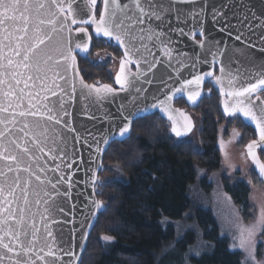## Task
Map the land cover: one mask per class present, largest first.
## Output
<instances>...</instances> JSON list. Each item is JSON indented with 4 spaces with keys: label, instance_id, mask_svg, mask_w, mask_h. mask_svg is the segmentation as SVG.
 Segmentation results:
<instances>
[{
    "label": "water",
    "instance_id": "95a60500",
    "mask_svg": "<svg viewBox=\"0 0 264 264\" xmlns=\"http://www.w3.org/2000/svg\"><path fill=\"white\" fill-rule=\"evenodd\" d=\"M120 2L126 3L128 0H120ZM199 2L200 0H198V4ZM225 2L231 5L235 0H209L208 7L200 13L198 19L203 21L204 36L200 35L198 26L195 32H189V28L192 26L191 20L187 22L186 26L177 22L173 16L168 18L171 27L184 28V35H180L178 32H171L168 27H165L163 31L167 33V36H162L159 40L153 36V39L149 40L147 39L151 35L149 29L155 32L161 30L155 27L159 22H146L141 26L144 28V32L140 33L137 31V35L145 36L143 43L147 45L148 51L141 48L140 54L137 56V59L141 60L140 70L146 74L141 76L136 84V87L141 89L139 93L136 92L135 88L120 90L119 85L115 83L116 74L120 71V61L124 57V49L115 40H109L108 37L97 35L91 25H70L73 28L71 33L72 47L74 48L73 56L75 57V67L78 69V57L87 56L91 46V37L104 39L119 49L121 57L113 75V85L109 84L117 91L114 95H108L104 99L98 100L95 93L89 95L86 89L81 88L79 83V79L82 78L80 70L79 77H75V92H73L72 88L74 79L72 72L65 74L63 67H60L53 68L51 72L47 73L49 77L47 83L57 92V95L53 97L49 92L47 93L49 100L41 102L47 103L49 107H54L57 116H63L65 111L70 115L64 117L61 124H55L43 118L40 120V123L48 128V139L42 143L48 155L34 150L33 154L40 157V159L34 163H28H31V171L35 175L30 176L25 172L19 174L21 187H23L25 179L31 182L28 189L30 205L27 206L25 212V227L28 224L35 223L39 229L38 243L34 249L36 255L29 254L36 264H45V261L47 264H70V262L71 264H80L89 234L96 222L98 213L102 209V207L97 209L93 201H99L96 197L95 185L98 182V173L102 167L103 155L111 142L124 141L129 136L133 121L145 115L158 113L162 119L169 123V132L175 137L174 133L171 132L172 121L169 116H173L180 126L185 124L184 116H187L191 123V128L184 136L186 137L194 128V121L184 108L174 106L175 100L183 99L188 107H195L204 96V84L207 80L218 91L222 100L227 98L221 95L222 85L215 82V76L221 75L220 63H214L211 54L206 57L203 55L205 49L200 47L201 40L206 41V48L211 44L212 51L219 53L220 50L226 49V55L233 57L235 60L231 69L233 75H235L237 68L240 70V77L235 82L236 87H245L249 83H255L260 78V73L264 71V69L259 67L262 62L261 59H257L255 64L249 63L236 50L239 49L240 52L246 51L251 56L258 58L264 57V53L259 51L260 48H264V41L261 40V37H264V18L256 19L253 17V12H255L257 17H264V0H248V5L252 11L247 9L235 11V15L233 14L234 10L223 9L220 16L214 20L212 6L215 5L219 8ZM77 3L82 7V0H77ZM102 3L103 0H101V6ZM180 7L191 8L193 6L185 4L180 5ZM245 15H247V19H244ZM80 18L87 19V16ZM257 25L261 27H257ZM87 26L90 27V30H88ZM78 27H85L87 29L86 34L76 32L75 29ZM237 36H240L241 39L237 40ZM61 37L64 38L65 47H67L69 38L67 30L59 35L53 34L51 46H56ZM169 39L171 42L166 43V48L171 51L170 57L165 55V45L160 42L161 40L167 42ZM217 42H219L218 47ZM76 43L87 45V52L75 49ZM251 45H255V47H251ZM195 53H201L199 62ZM234 53L235 56H233ZM205 59H207V63H204ZM221 59L224 58L217 54V60ZM224 63L227 64L226 59H224ZM152 64H155L156 67L152 71H148ZM126 67L132 72L136 71L135 64H130ZM215 68L217 73L214 76ZM56 71H59L61 75H66L65 80L57 79L56 81L61 86L60 88H56L52 81ZM209 71L213 72L212 77L206 75ZM197 75L205 77L199 88H196L195 85L187 86V90L200 92L194 102L188 100V91L174 93V89L182 87L185 80L193 79ZM227 79L226 72L223 83L225 91L228 88ZM149 80L151 83L148 82ZM84 83L87 82L84 81ZM87 84L99 86L106 83ZM39 88V83H37V86L31 89L33 96L39 91ZM262 88L264 86H261L255 93L250 94L246 100V103L251 104L257 113L264 109V100L258 95ZM26 91L29 90L26 89ZM44 95L45 93H40V97ZM168 95H173V99L166 100ZM28 99L27 97L25 98L24 107L28 106ZM38 100H40L39 97L32 102L37 103ZM162 100L165 101L163 107L158 104ZM61 103L64 104L63 109L59 107ZM153 104H157V107L152 108L151 105ZM220 108L225 117L237 116L244 125L254 131L255 139L248 141L244 145L243 151L257 178L264 185V175H261L256 163L249 156L247 147L253 141H257V146L253 151L260 163H263L259 156V150L261 149L264 152V142L260 141L256 123L245 118L240 112L234 114L225 113L222 101ZM41 111L44 112L45 110L41 109ZM180 113H183L184 116H181ZM125 116L131 118V128L129 133L122 137L118 133L125 123ZM17 119V128H19L22 126L20 121L24 118ZM34 119L36 118L27 117L29 123H32ZM70 129H75V131H70ZM17 135H22V133H17ZM105 138H107L108 143H105ZM40 139L43 140L42 137ZM97 149H101V151H97ZM28 163L24 166H28ZM13 175L9 174L10 177ZM36 175H39L44 180L43 184L35 179ZM49 181H51V184H55L56 187L52 188ZM45 191L52 198L49 205L44 204V200L49 199V197L44 196ZM36 193H39V196ZM16 195L19 197L16 201V206H24L23 192L18 190ZM38 198L41 200L40 205L35 203ZM45 207L50 209L47 221L41 219V216L44 215ZM60 209H63V211H60ZM49 231L52 233V237L47 236ZM28 233L27 238L21 237L26 244L27 239L31 238V228H28ZM85 234H87L86 238ZM5 242H9L7 238ZM49 248L55 253L54 257L45 255ZM40 249L42 251H38ZM67 251H72L73 255H65L64 253ZM37 255L44 259H37ZM20 258L25 259L23 254H21Z\"/></svg>",
    "mask_w": 264,
    "mask_h": 264
},
{
    "label": "snow or ice",
    "instance_id": "6c2138e0",
    "mask_svg": "<svg viewBox=\"0 0 264 264\" xmlns=\"http://www.w3.org/2000/svg\"><path fill=\"white\" fill-rule=\"evenodd\" d=\"M208 3L209 0H200L199 4L198 0H128L126 3H121L120 0H103L101 6L98 4V0H82L81 7L77 0H0V264H36L29 254L36 255L34 249L38 243L39 229L35 223L28 224L25 227V212L27 206L30 205L28 189L31 182L25 179L23 187H21L19 174L25 172L30 176L35 175L31 171V163H28H34L40 159V157L33 154L34 150L48 155L42 146V143L48 139V128L43 126L40 120L43 118L55 124H61L64 117L70 115L65 111L63 116H57L56 109L44 103L49 100L47 93L50 92L53 97L57 95V92L47 83L49 79L47 73L51 72L53 68L63 67L65 74L72 72L74 78L72 88L75 92V77H79L80 73L79 69L75 67L74 48L71 40L73 28L70 25H91L97 35L115 40L124 49V57L120 61V71L116 74L115 83L119 85L120 90L135 88L136 92L139 93L141 89L136 87V84L140 77L146 74L141 72V60L137 59V56L140 54L141 48H144L145 51H148V48L143 43L145 36H138L137 31L143 33L144 28L141 26L146 22H159L155 27L161 30L155 32L149 29L151 35L147 39L151 40L155 36L159 40L160 37L167 36V33L163 31L165 27H168L171 32L184 35V28L171 27L168 18L173 16L177 22L186 26L187 22L191 20L192 26L189 28V32H195L198 26L200 35L204 36L203 21L198 18L200 13L208 7ZM185 4L193 7H180V5ZM223 9L234 10V15L235 11L245 9L252 11L248 5V0H235L231 5L225 2L219 8L215 5L212 6L214 20L220 16ZM85 15L87 19L80 18ZM253 17L256 19L264 18L257 17L255 12H253ZM244 19H247V15L244 16ZM257 27L261 26L257 25ZM65 30L69 33L68 46L65 47L63 37L57 42L56 46H51L53 34L59 35ZM75 31L86 34L87 29L78 27ZM236 39L240 40L241 37L237 36ZM261 40L264 41V37H261ZM160 42L165 45V55L170 57L171 51L166 48V43L171 42L170 39L167 42L164 40ZM205 45L206 41L201 40L200 47L205 49L203 55L206 57L211 54L213 62L220 63L221 75L215 76V82L222 85L221 95L227 97L222 100L225 113L240 112L245 118L255 122L260 141L264 142V109L257 113L251 104L246 103L250 94L255 93L261 86H264V71L260 73V78L255 83H249L245 87L238 88L235 82L240 77V70L237 68L235 75H233L231 71L235 63L233 57L226 55V49L217 53L212 51L211 44L207 48ZM251 47H255V45H251ZM75 49L86 53L87 45L76 43ZM259 51L264 53V48H260ZM236 52H239L244 60L252 64H255L257 59H261L262 62L259 67L264 69V57L251 56L246 51L240 52L239 49ZM217 54L226 59L227 64L224 63V59L217 60ZM181 55L183 54L181 53ZM195 56L199 62L201 53H195ZM233 56H235V53ZM207 62V59H205L204 63ZM130 64L136 65L135 72L126 67ZM155 67L156 65L152 64L148 71H152ZM226 72L228 76L227 91L223 87ZM206 75L212 77L213 72L209 71ZM204 78L202 75H197L193 79L185 80L182 87L174 89V93L188 91V100L194 102L200 92L187 90V86L195 85L196 88H199ZM57 79L65 80L66 75H61L59 71H56L52 77L53 85L60 88L61 86L56 83ZM148 82L151 83L150 80ZM37 83H39L40 88L33 96L31 89H34ZM79 83L82 89L88 91L89 95L95 93L98 100L104 99L108 95H114L117 91L109 84L97 86L84 83L83 78L79 79ZM26 89L29 91H26ZM41 92L45 93L43 97H40ZM26 97L29 98L28 106L24 107ZM38 97L40 100L33 103L32 101ZM171 99H173V95L166 97V100ZM158 104L163 107L165 101H159ZM59 107L63 109L64 104L61 103ZM151 107L155 108L157 104H153ZM41 109L45 111L42 112ZM180 115L184 116L183 113H180ZM27 117L36 119L29 123ZM17 118H24L20 121L22 126L19 128H17ZM169 119L172 121L171 132L174 133L175 137L182 140L191 128L189 118L184 116L185 124L183 126H180L173 116L170 115ZM124 120L125 123L118 133L122 137L129 133L131 128V118L125 116ZM70 131H75V129H70ZM17 133H22V135H17ZM41 137L43 140L40 139ZM105 143H108L107 138H105ZM256 146L257 141L249 144L247 146L248 154L256 163L261 175H264V163H260L253 151ZM97 151H101V149H97ZM26 163H28V166H24ZM10 173L14 175L10 177ZM35 179L41 184L44 183L39 175H36ZM49 183L51 184V181ZM51 187L55 188L56 185L51 184ZM18 190L23 192L24 206H16V201L19 199L16 195ZM36 195L39 196V193H36ZM44 196L49 197V199L44 200V204L49 205L52 199L50 194L45 191ZM35 203L40 205L41 200L38 198ZM93 204L97 209L102 207L100 201H93ZM49 211L48 207L44 208V215L41 216L42 220L47 221L49 219ZM60 211H63V209H60ZM262 222H264V211H262ZM28 228L32 229V233L26 244L21 237H28ZM248 235L249 237L253 235V229L248 230ZM47 236L52 237V233L47 232ZM6 238L9 242H5ZM102 239L111 241L113 238L104 235ZM246 243L247 241L243 239L242 234L240 246L244 247ZM38 251H42V249ZM21 254L25 259L20 258ZM64 254L72 256L73 252L67 251ZM45 255L54 257L55 253L49 248ZM36 258L39 260L44 259L39 255ZM45 264H47L46 261Z\"/></svg>",
    "mask_w": 264,
    "mask_h": 264
},
{
    "label": "trees",
    "instance_id": "16d2710c",
    "mask_svg": "<svg viewBox=\"0 0 264 264\" xmlns=\"http://www.w3.org/2000/svg\"><path fill=\"white\" fill-rule=\"evenodd\" d=\"M102 51L108 55L106 59L95 61L94 53ZM109 56L119 58V49L92 37L88 55L78 57V67L85 82L112 84ZM220 102L218 91L206 82L203 98L194 108H188L200 116V148L185 139L174 138L168 123L157 113L136 119L124 141L109 144L98 178L108 165L118 167L124 178L96 184V197L103 206L89 234L80 264H159L163 251L176 246L185 253L198 243L199 237L204 238L205 249L210 248L209 239L215 243L207 264H240L239 256L227 249L226 239L219 237L212 212L192 209L189 197V189L198 180L197 169L210 173L220 167L219 125L226 124L224 136L235 126L242 145L255 138L254 131L238 117L222 114ZM174 105L187 108L183 99L174 101ZM259 155L264 163L261 150ZM252 176L259 182L253 170ZM228 191L240 201L243 215L247 216L248 188L236 183ZM178 219H186L189 228L185 236L176 240L177 228L171 220ZM104 235L113 239L105 243Z\"/></svg>",
    "mask_w": 264,
    "mask_h": 264
},
{
    "label": "rangeland",
    "instance_id": "374dc122",
    "mask_svg": "<svg viewBox=\"0 0 264 264\" xmlns=\"http://www.w3.org/2000/svg\"><path fill=\"white\" fill-rule=\"evenodd\" d=\"M108 55L105 51L95 52L93 58L97 62L104 61ZM111 59V69L114 73L119 58ZM194 119V129L185 139L196 148L199 147L198 131L200 128V116L185 108ZM225 123L217 127V147L220 154V167L215 172L207 173L197 169L198 177L194 187L189 189V197L192 209L202 208L212 212L218 228L219 237L227 241L230 252L239 256L240 264H264V222H262V211H264V185L252 176L251 164L247 161L243 147L240 143L239 130L232 126L228 135L224 136ZM262 151V150H261ZM263 152V151H262ZM123 173L118 167L105 166V171L97 183H104L108 179L121 180ZM236 183H241L248 188L247 205L248 215H243L239 200L232 196L228 188ZM103 206V204H102ZM193 210L189 212L191 215ZM177 228L176 240L185 236L188 232L186 219L171 220ZM253 229V235L249 237L248 230ZM199 232V231H198ZM247 241L244 247L240 246L241 238ZM210 240V248L205 249L204 238L199 237L198 243L191 249L181 251L176 246H171L160 255L159 264H207L208 257L215 246ZM109 243L110 241H105Z\"/></svg>",
    "mask_w": 264,
    "mask_h": 264
},
{
    "label": "flooded vegetation",
    "instance_id": "af4514ba",
    "mask_svg": "<svg viewBox=\"0 0 264 264\" xmlns=\"http://www.w3.org/2000/svg\"><path fill=\"white\" fill-rule=\"evenodd\" d=\"M100 3H101V0H98V4L100 5ZM87 28L90 30V27L89 26H87ZM216 72H217V70H216V68H215V70H214V75L216 74ZM209 82V81H208ZM258 95L264 100V88H262L259 92H258ZM235 186V185H234ZM233 186V187H234ZM218 229V228H217ZM219 231V230H218ZM220 237H222V236H220ZM224 238V237H223ZM227 249H228V247H227Z\"/></svg>",
    "mask_w": 264,
    "mask_h": 264
}]
</instances>
